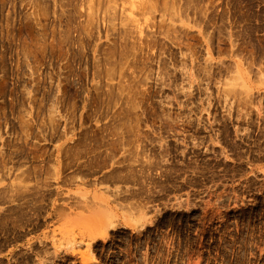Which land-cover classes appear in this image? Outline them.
Wrapping results in <instances>:
<instances>
[{
    "label": "rangeland",
    "instance_id": "374dc122",
    "mask_svg": "<svg viewBox=\"0 0 264 264\" xmlns=\"http://www.w3.org/2000/svg\"><path fill=\"white\" fill-rule=\"evenodd\" d=\"M0 264H264V0H0Z\"/></svg>",
    "mask_w": 264,
    "mask_h": 264
}]
</instances>
